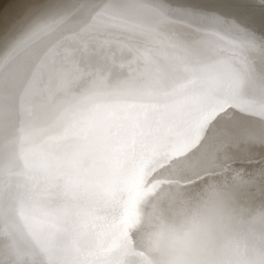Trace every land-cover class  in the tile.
<instances>
[{"label":"bare ground","instance_id":"6f19581e","mask_svg":"<svg viewBox=\"0 0 264 264\" xmlns=\"http://www.w3.org/2000/svg\"><path fill=\"white\" fill-rule=\"evenodd\" d=\"M0 264H264V0H0Z\"/></svg>","mask_w":264,"mask_h":264}]
</instances>
